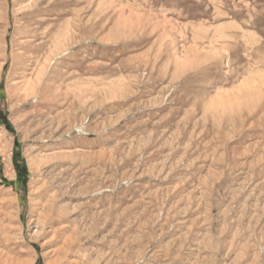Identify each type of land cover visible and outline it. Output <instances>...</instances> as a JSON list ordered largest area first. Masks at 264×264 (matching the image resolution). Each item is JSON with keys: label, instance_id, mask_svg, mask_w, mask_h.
I'll return each instance as SVG.
<instances>
[{"label": "rangeland", "instance_id": "374dc122", "mask_svg": "<svg viewBox=\"0 0 264 264\" xmlns=\"http://www.w3.org/2000/svg\"><path fill=\"white\" fill-rule=\"evenodd\" d=\"M76 238L264 264V0H0V264Z\"/></svg>", "mask_w": 264, "mask_h": 264}, {"label": "bare ground", "instance_id": "6f19581e", "mask_svg": "<svg viewBox=\"0 0 264 264\" xmlns=\"http://www.w3.org/2000/svg\"><path fill=\"white\" fill-rule=\"evenodd\" d=\"M249 84V83H248ZM245 89V88H244ZM247 89V88H246ZM243 90V89H242ZM219 99V98H218ZM220 99H221V97H220ZM219 99V100H220ZM221 100H223V98L221 99ZM221 100H220V103L219 102H212V103H214V105L212 104V106L214 107L215 105L216 106H218V105H220V106H222V103H223V101L221 102ZM226 104V103H225ZM224 104V105H225ZM229 104V103H228ZM226 106V105H225ZM212 107V108H213ZM214 108H217V107H214ZM43 226H45L46 225V223H45V221H43V224H42ZM60 225H63V221L62 220H60ZM52 227H54V226H52ZM62 228V227H61ZM62 230V231H61ZM62 233V234H64V229H58V230H56L55 231V233H54V235L53 236H56L58 233ZM67 232V231H66ZM80 234V233H79ZM37 240V239H36ZM67 241H69V240H67ZM79 242H82L81 241V239H78V238H76V239H74V240H72L71 242H69V243H67V245H65L66 246V250L62 253V255H60V254H58V258L53 262L54 264H67L68 262H69V258H70V256L72 255V253H74V251L75 250H77V251H79V250H81V249H79L77 246H78V243ZM49 243V242H48ZM50 247H54L56 244H54L53 242H50ZM64 247V246H63ZM57 253H58V251H56ZM76 252V251H75ZM56 255V254H55ZM7 262V261H6ZM18 262V261H17ZM19 263H22V261L21 262H19Z\"/></svg>", "mask_w": 264, "mask_h": 264}]
</instances>
